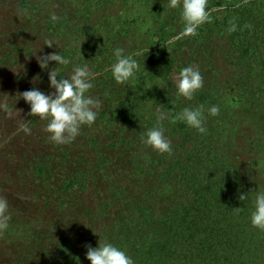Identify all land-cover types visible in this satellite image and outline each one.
I'll return each mask as SVG.
<instances>
[{"label": "trees", "instance_id": "16d2710c", "mask_svg": "<svg viewBox=\"0 0 264 264\" xmlns=\"http://www.w3.org/2000/svg\"><path fill=\"white\" fill-rule=\"evenodd\" d=\"M20 1L22 14L45 20L47 33H53L63 19L75 29L72 31L81 34L82 46L76 39V45L65 51L70 63L64 65L65 76L59 72L58 79L69 78L77 65L97 75L102 73L92 80L94 86L86 93L100 101L95 122L82 126L72 143L53 144L68 168L66 174H60L67 183L65 188L84 190L87 186L93 190L97 215L91 222L96 227L89 235L99 228L108 232L112 237L108 242L125 251L134 264H222L224 253H236L232 264H241L240 252L223 249L228 244L217 234L218 226L228 220L229 235V220L237 214L233 213L236 200L246 194L243 183L246 177L251 180L261 175V164L251 139L255 146L250 153L257 160L252 169L238 160L234 147L222 148L234 134L244 135L241 127L231 125L232 110H243L237 115L245 118L248 114L257 128H253L256 138H262L264 132V0H208L209 9L222 8L221 17L212 14L211 22L202 25L195 36L148 50L145 57L134 56L139 70L124 84H117L109 69L115 63L114 49L123 48L125 55L136 52V44H128L133 52L125 45L133 21L126 20L123 13L108 14L110 0L73 2L70 17L63 18L57 12V21L47 10L67 9L70 0H62L61 5L58 0ZM123 1L129 7L145 2ZM155 9L162 10L164 17L151 18L155 28L143 34L149 43L166 39L182 25L179 8L172 14L162 7ZM233 19L237 31L228 33ZM245 24L251 27L244 28ZM219 59L226 61L229 72L222 71ZM187 66H198L204 79V87L192 100L177 97L173 83ZM44 82L49 84L48 79ZM199 105L205 108L206 134L182 121L171 123L185 107ZM213 105L220 108L217 116L208 115L207 109ZM158 112L169 114L162 123L164 135L171 141V155L158 154L141 142L144 134L157 126ZM100 223L106 226L100 227Z\"/></svg>", "mask_w": 264, "mask_h": 264}, {"label": "rangeland", "instance_id": "374dc122", "mask_svg": "<svg viewBox=\"0 0 264 264\" xmlns=\"http://www.w3.org/2000/svg\"><path fill=\"white\" fill-rule=\"evenodd\" d=\"M58 1V5L63 3L62 0ZM80 1L70 0L67 9L63 6L61 10L49 8L47 11L50 14L61 13L63 18L70 17V10L75 9ZM73 2H76L75 5ZM168 2L169 0H145L144 3L129 7L127 1L110 0L106 5L112 6L108 8V14L123 13L126 20L134 22L127 25L128 40L125 45L134 43L137 51L167 47L171 36L182 30L183 24L178 25L174 28V33L166 35V39H157L152 43L143 36L155 28L156 22L152 23L151 18L161 15L164 17L163 11H156V7L164 8L169 14L178 9H169ZM212 14L219 19L222 12ZM44 21L36 16L26 18L22 14L20 0H0V196L7 199L11 215L8 228L0 233V264H90L86 259V246L95 248L98 243L112 239L108 232L102 233L101 228L89 235V231L96 227L91 222V217L97 215L96 210H93L94 205L97 206L93 190L87 186L84 190L72 186L65 188L67 183L62 181L60 174H66L68 168L62 162L64 157L56 155L55 145L43 130L47 122L28 116L30 105L20 96L33 88L45 94L53 92L54 89L44 82V79L49 82L48 72L52 68L56 67L58 76L61 74L59 72H64L62 76L66 74L65 66L57 65L55 61H49L47 68L41 69L38 57L52 53L64 56L68 47L76 45V39L80 40L79 47L82 46L79 37L81 34L72 31L75 29L71 30L65 20L60 19L56 23L53 33H47L49 30L46 27L49 26L45 24L44 27ZM37 22L41 23L38 25ZM48 40L53 41V47L45 45ZM131 46L128 48L133 52ZM218 65L223 72H229L225 60L219 59ZM101 74H96L95 78ZM239 112L244 113L243 110ZM239 112L231 111L232 117L234 116L231 125L241 127L244 135L234 134L235 138H229L222 150L234 147L238 160H244L246 166L252 169L257 160L250 153V148L255 146V142L261 175L251 180L246 177L243 184L248 198L243 202L236 200V208H241V211L232 214L229 220L230 236L228 220L220 223L217 234L224 244H228L223 249H236L237 253L242 254V259L239 260L241 264H264V232L250 224L255 196L264 191V132H261L262 138H256L258 134L254 122L247 113L245 118L237 115ZM22 124H27L30 134L20 129ZM40 168H43L42 172L39 171ZM242 205L245 206L244 211ZM225 214L226 212L222 217ZM99 225L106 226L104 223ZM69 241L73 242V246ZM224 256L222 264H232L236 260V253H224ZM240 257L238 254V259Z\"/></svg>", "mask_w": 264, "mask_h": 264}, {"label": "clouds", "instance_id": "9594fccd", "mask_svg": "<svg viewBox=\"0 0 264 264\" xmlns=\"http://www.w3.org/2000/svg\"><path fill=\"white\" fill-rule=\"evenodd\" d=\"M243 2L247 3L248 0H243ZM168 7L169 9H180V20L183 24L182 30L167 41L169 45L175 44L182 38L195 36L202 25L211 22L213 12L222 10L221 7L215 6L209 9L208 0H169ZM51 19L57 21L59 17L53 14ZM229 25L228 33L237 31L235 19L230 20ZM243 27L250 28L251 25L245 24ZM45 45L49 48L54 46L51 40L46 41ZM147 51L148 48L140 49L132 55H125L123 48L114 49L115 63L109 69L114 81L117 84H124L134 77L140 67L134 56L145 57ZM37 60L41 69L47 68L49 61H55L57 65L70 63L69 59L59 53L38 57ZM55 68L48 72L49 87L54 89L53 92L45 94L33 88L21 93L20 96L30 105L28 116L37 117L41 121L47 122L43 130L48 134L49 141L55 145H65L72 143L80 135L82 126H91L95 122L96 110L100 107V101L86 95L94 86L92 80L96 75L90 72L86 66L74 67L70 77L62 79H58ZM173 83L176 89L175 95L183 97L185 100H192L195 93L204 87V79L198 66L182 68L175 76ZM204 112L203 105L196 108L185 107L171 118V123L182 121L198 133L206 134ZM207 112L210 116H217L220 113V108L213 105L207 109ZM168 115V113L158 112L157 126L149 129L141 141L158 154H172L171 141L165 137L162 123L168 118ZM20 129L26 134H30L27 124L20 125ZM247 198L248 194H241L238 197L242 202ZM8 209L7 199L0 196V233L9 226L11 215ZM234 211L238 214L241 208H235ZM250 224L253 228L264 232V191L255 196L253 210L250 214ZM86 247V259L90 261V264H134L133 259L125 251L109 242L98 243L95 248Z\"/></svg>", "mask_w": 264, "mask_h": 264}]
</instances>
